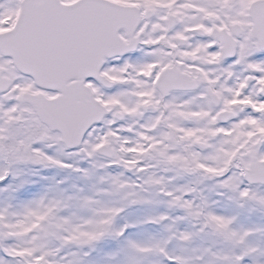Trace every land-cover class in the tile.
<instances>
[{
	"label": "snow or ice",
	"instance_id": "snow-or-ice-1",
	"mask_svg": "<svg viewBox=\"0 0 264 264\" xmlns=\"http://www.w3.org/2000/svg\"><path fill=\"white\" fill-rule=\"evenodd\" d=\"M0 264H264V0H0Z\"/></svg>",
	"mask_w": 264,
	"mask_h": 264
}]
</instances>
